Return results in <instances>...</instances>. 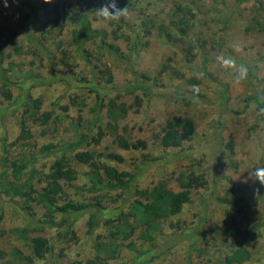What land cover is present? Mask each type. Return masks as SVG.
<instances>
[{
    "label": "rangeland",
    "instance_id": "374dc122",
    "mask_svg": "<svg viewBox=\"0 0 264 264\" xmlns=\"http://www.w3.org/2000/svg\"><path fill=\"white\" fill-rule=\"evenodd\" d=\"M34 1L7 0L5 7V0H0V85L2 80L9 82L7 89L12 95L11 100L0 96V177L9 176L8 164L25 162L37 173L32 182L38 192L45 185L43 177L50 165L63 154L75 180L69 184L61 182L56 222L63 219V212L77 204L89 210V205L97 202L104 208L121 206L123 212L127 211L131 195L122 190L86 191L88 167L74 161L76 150H63L67 143L77 139L73 124L78 123V131L84 134L94 131L90 112L93 95L68 80L84 78L113 88L105 100L113 99L125 108L117 121L119 133L129 143L138 144L135 148L120 149L106 132L97 146L82 145L77 151H94L97 163L119 172L132 174L137 168V187L141 190L162 183L177 191L175 179L180 173H191L194 179L189 187L190 201L179 213L155 221L152 228H136L126 240L108 237L102 222L89 229L87 213L73 220L71 233L66 231V224L41 228L40 205L30 198L24 202L23 195L0 194V232H4L0 235V263L10 259L14 264H224L231 249L241 245L249 256L238 264H264V188L260 196H254L258 183L248 179L249 172L264 166V109L259 112L252 100L262 90L264 95V0H132L129 5L117 0L120 8H128V15L118 20L123 27L117 31V38L112 33L118 21L103 22L96 12L88 15L92 27L104 30L107 43L118 48L116 53L109 54L97 40L86 43L93 67L79 59L70 43L72 24L64 20L60 36L43 28L37 4L31 10L25 7ZM56 1L60 10L73 3ZM85 1L90 3L83 7L89 9L95 2ZM176 5L183 11L192 7L184 42L167 41L156 29L162 23L177 37L174 27L168 24L176 19L172 14ZM144 15L152 20L154 28L133 46ZM12 39L21 54H12ZM58 39L60 48H56ZM145 40L147 44L143 45ZM37 41L67 82L29 88L30 97L40 103L39 112L50 116L44 125L27 121L30 139L14 142L21 110V104H12L19 97L16 83L28 71L45 79L51 75ZM185 47L190 48L188 55ZM218 56L231 57L238 67H246V78L237 82L233 71L218 62ZM8 63L12 64L10 69ZM98 69L104 71L103 77L96 72ZM106 73L111 77L109 83H105ZM189 79L197 81V97L192 96L193 84ZM135 81H141L146 91L125 90ZM100 113L101 121L95 124H101L105 132L104 111ZM181 118L190 119L193 133L178 148H162L158 137L163 130L175 127ZM81 122L85 125L79 126ZM110 154L120 159L114 160ZM27 172H23V179ZM222 197L238 199L243 206L225 207L216 201ZM226 210L239 230L235 236L223 234ZM15 229L24 230L28 238L46 239L47 248L41 259L32 256L28 241L10 235ZM96 244H111L112 256L103 258L99 253L102 258L97 260ZM12 250L18 252V260L10 257Z\"/></svg>",
    "mask_w": 264,
    "mask_h": 264
},
{
    "label": "trees",
    "instance_id": "16d2710c",
    "mask_svg": "<svg viewBox=\"0 0 264 264\" xmlns=\"http://www.w3.org/2000/svg\"><path fill=\"white\" fill-rule=\"evenodd\" d=\"M128 5L133 4L132 0H123ZM103 0H95L92 3L93 7L89 9L88 6L90 2L85 0H73V3L65 4V7L60 10L56 0H53L51 4H45L43 0H35L32 4H26L29 10L37 4V8L40 11V17L42 20V26L45 29H52L56 32L57 36H60L64 28V20L70 22L73 26V29L70 33V43L75 48V52L78 54L79 59L89 67H93L92 62V53L85 48L86 43L90 41L97 40L101 46H103L107 53L113 54L118 51V48L115 45L107 43L108 34L104 30H98L92 27L88 15L90 13L96 12V9L101 7ZM187 8L183 11L180 5L174 6L173 16H175V21H169L168 24L173 26L177 37L174 38L171 33L168 32L166 27L161 23L156 29L162 35V37L167 40H176L178 42L183 41V35L185 30L190 24V17L188 12L191 10ZM28 10V11H29ZM188 10V11H187ZM122 21H118L115 24L114 31L112 36L117 38V31L121 28ZM141 27L140 32L135 36V42L133 46H136L138 43H141V38H146L149 36L151 29H153L152 20L144 15L139 22ZM32 39V37H31ZM30 39V40H31ZM11 52L14 55L21 54V49L15 43L14 39L9 40ZM37 47L42 53V58L45 59L51 69V75L49 78L45 79L38 74H34L31 71L26 72L22 80L16 83V87L19 89V97L13 101V105L21 104V110L19 112V131L15 137L14 142L26 141L31 137L30 131L27 127V121L31 120L40 125H44L49 119L50 113H40V103L37 99H32L29 95V88L34 86H48L54 82H67L65 76H61L57 73L53 62L49 58V53L46 51L45 47L42 46L40 41H37ZM147 44V40L143 42V45ZM61 40L58 39L56 42V48H60ZM185 53L188 55L190 53V48H184ZM1 54V49H0ZM186 61H189L187 58ZM12 67L11 63L7 64V68ZM96 72L102 74V77L105 75L102 69H98ZM107 77L105 83L111 81L109 73H106ZM70 81L80 84L84 87L89 93L94 97V103L90 109L92 114L93 124L92 128L94 131L87 135L78 131V123L73 124L75 134L77 139L73 142L67 143L63 150L73 151V159L79 164L86 165L88 167V172L86 173V179L88 188L86 191L94 192L100 190H122L125 195H131L133 198L131 202L127 205V211L123 212L121 206L114 208H104L101 207L97 202L89 205L88 207L83 204L73 205L66 212H63V219L59 222L55 220V213H58V208L56 205L57 200L59 199L63 184H69L75 180L74 171L68 166L65 162L63 154H61L49 167V172L44 175L43 179L45 185L36 192L33 189V179H35L37 173L35 169L28 168L25 162L20 164H8L10 169V174L7 177H0V194L4 196H16L23 195L25 200L34 201L36 204L40 205L43 209L42 219L39 221V226L43 227H52L56 224H66V231H71V224L74 219H76L81 214H88L87 225L89 229L93 226H96L98 222H102L107 227L108 237L110 238H120L121 240L128 239L134 232L136 228H152L155 221L162 218H167L169 216H174L181 210L184 204H187L190 201L189 197V187L192 183L194 176L189 174L180 173L176 177L175 181L178 184L177 191H171L167 189L164 184L157 183L150 189H138L137 187V173L136 170L132 174L126 172L117 171L113 167L101 165L95 160V152L91 150L77 151V148L82 145H93L97 146L105 134H109L115 144L123 150L135 148L138 144L129 143L127 139L121 136L119 133L117 121L124 115L125 108L122 104H115L113 99L105 100V96L108 94L110 89H113L111 86L102 85L96 82L95 79H84V78H72ZM264 82V79L262 80ZM189 83L196 85L197 81L194 79H189ZM9 82L2 80L0 85V96L4 100H11L12 95L7 89ZM125 90L134 91L140 90L145 92L146 89L142 82L135 81L133 84L129 85ZM263 90L258 94H255L252 100L255 103V108L260 112L264 109V95L262 94ZM192 96L197 97V92L192 91ZM261 95V96H260ZM259 99V100H258ZM104 111V129L101 124L96 126V122L101 121L100 116L101 111ZM83 122L79 124L81 126ZM85 124H83L84 126ZM107 132V133H106ZM193 133L192 122L188 118H181L178 121V124L175 127L163 130L162 134L158 137L159 145L164 148H178L181 146L183 141L188 140L189 136ZM48 145H45L47 147ZM44 147V148H45ZM111 158L114 160H119L120 157L115 154H110ZM27 168V171L25 170ZM23 172H27V177L23 179ZM42 179V180H43ZM130 193V194H129ZM31 195L33 197H31ZM30 196V197H29ZM30 198V199H29ZM216 201L219 204H222L225 207L241 208L243 205L239 202L238 199L230 200L226 197L216 198ZM223 234L225 236H235L239 233L237 226L234 223L231 213L225 211V221L223 223ZM4 234L3 231L0 232V235ZM9 234V233H8ZM24 230H11L10 235L16 239H21L28 241V244L31 249V254L36 259H41L47 248V241L41 236L35 237H25ZM140 238H147L143 235H140ZM114 248L111 244H96L94 252L96 253V259L102 258L99 256V253L103 258L111 257L113 254ZM249 256L248 251L245 247L239 245L231 249L228 255L223 259L224 264H238L245 261ZM10 257L12 259H19V254L17 251L12 250L10 252ZM0 264H14L9 259L3 260Z\"/></svg>",
    "mask_w": 264,
    "mask_h": 264
},
{
    "label": "clouds",
    "instance_id": "9594fccd",
    "mask_svg": "<svg viewBox=\"0 0 264 264\" xmlns=\"http://www.w3.org/2000/svg\"><path fill=\"white\" fill-rule=\"evenodd\" d=\"M43 2L45 4H51L53 3V0H43ZM5 7H8L7 0H5ZM96 15L103 22L110 23L113 21H118L121 17H126L128 15V8H123V9L120 8L118 6L117 0H103L101 7L96 9ZM217 60L222 67L233 71L237 82L243 81L246 78L247 76L246 67L244 66L238 67L233 58L231 57L225 58L224 56H218ZM193 90L198 92L199 91L198 86L193 85ZM248 179H251L253 181V184L258 183V186L254 187L253 189V195L256 197L260 196V190L261 188H264V166L256 167L251 172H249Z\"/></svg>",
    "mask_w": 264,
    "mask_h": 264
}]
</instances>
